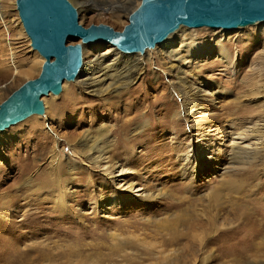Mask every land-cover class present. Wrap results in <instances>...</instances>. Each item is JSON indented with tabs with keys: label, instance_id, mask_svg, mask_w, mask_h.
<instances>
[{
	"label": "rangeland",
	"instance_id": "obj_1",
	"mask_svg": "<svg viewBox=\"0 0 264 264\" xmlns=\"http://www.w3.org/2000/svg\"><path fill=\"white\" fill-rule=\"evenodd\" d=\"M69 1L81 26L118 32L141 4L123 0V8L112 10ZM0 5L1 104L38 77L44 60L30 47L15 0ZM263 32L258 23L235 31L181 27L173 34L185 35L189 48L211 51L188 66L183 84L225 93L209 91L192 113L202 120L197 133L208 139L193 159L200 138L185 116L194 100L177 89L160 59L161 45L144 55L104 44L83 47L82 70L107 52L129 62L151 58L136 80L104 96L83 88L80 75L64 82L61 94L43 97V116L0 133V264H264V157L237 162L224 144L230 122L241 131L264 128ZM71 93L78 99L68 105ZM256 134L261 139L251 142H264V132ZM85 137L103 142L134 190L101 174ZM207 146L216 162L201 166ZM57 174L63 186L52 193L48 181ZM142 193L150 198H139ZM61 195L66 208L59 206Z\"/></svg>",
	"mask_w": 264,
	"mask_h": 264
},
{
	"label": "water",
	"instance_id": "obj_2",
	"mask_svg": "<svg viewBox=\"0 0 264 264\" xmlns=\"http://www.w3.org/2000/svg\"><path fill=\"white\" fill-rule=\"evenodd\" d=\"M15 7L30 47L44 62L37 78L0 104V133L44 115L43 97L58 96L64 82L76 80L82 46L104 44L122 54H143L180 26L235 30L264 22V0H141L120 32L103 24L81 26L69 0H15Z\"/></svg>",
	"mask_w": 264,
	"mask_h": 264
},
{
	"label": "bare ground",
	"instance_id": "obj_3",
	"mask_svg": "<svg viewBox=\"0 0 264 264\" xmlns=\"http://www.w3.org/2000/svg\"><path fill=\"white\" fill-rule=\"evenodd\" d=\"M84 1L83 5L90 6V3L92 2V6H97L99 3V7H104L108 6L109 9H117V8H123L127 2L123 0H82ZM1 8V5H0ZM4 10V9H2ZM0 9V12L2 11ZM103 12L105 11L104 8L101 9ZM101 11V12H102ZM3 12V11H2ZM2 15V13H1ZM114 16V13L111 14ZM1 17V16H0ZM3 17V16H2ZM2 22V21H1ZM258 23H264V22H257L253 25H256ZM252 26V25H248ZM246 26V27H248ZM181 27L177 28L174 30L172 33L168 34L167 37L157 45H161V49L159 50V54L161 55L165 64H167V71L169 74L172 76V79H175L177 83V89H179V92L186 98V97H191V100H194V104L192 107L186 112L187 116H185L186 120L193 119V125L191 129L195 130V139L200 138L197 142V148L194 146L192 148V155L191 159L196 158L197 155L199 154L198 150H201L198 145L204 144V142H208V139L206 138L205 135L198 134L197 131L199 130V124L202 121L201 118L196 117L192 118V113L197 111V107L200 102L208 95L210 92L212 93H218L220 95L225 94L222 92V90H217L216 87L215 89L212 88L211 90H207V86L204 84L200 87H189V83H184L185 76L188 74V66L190 64H193L195 60H198V57L200 58V53L204 51L205 56L209 55L211 51H205L206 49H201L200 47H195V48H189L190 44L187 43V37L185 35H173L177 30H179ZM187 28V27H186ZM205 28V27H203ZM245 28V27H244ZM189 29H201V28H189ZM240 29V28H239ZM213 30V29H212ZM216 30H223V29H216ZM238 30V29H235ZM235 30H223V31H235ZM262 33V32H261ZM183 34V33H182ZM264 34V32H263ZM173 35V36H172ZM223 38H219V41L221 42ZM71 42H78L76 44H81L80 40H70L68 43ZM74 45V44H72ZM155 45L153 48L150 49H145L144 53L141 55L146 54L147 51H151L152 49H155L157 47ZM86 46V45H85ZM85 46H82L85 47ZM112 47V46H111ZM187 48V49H185ZM206 48V47H205ZM211 48V47H210ZM182 52L180 54L183 55L182 58H177L178 55L176 54L177 52ZM263 50V49H262ZM263 52V51H262ZM135 54H140V53H135ZM82 55H83V49H82ZM126 55H133V54H126ZM229 54L227 52L223 53V58L230 60L228 57ZM197 57V59H196ZM263 57V56H262ZM147 61L145 62L144 60L142 61L141 59L139 61H124L114 54L112 52H107L106 54L103 55H97L93 56L92 59L89 62V69L87 70H82L84 63L82 61V67L78 73L77 78L80 75L81 80V85L83 88L87 89H92V91H97V93L101 96L107 95L112 93V90L117 91L119 88L125 86L126 84L136 80L138 76L140 75L139 71L141 70V65H146V63L150 62L151 56L149 55L147 57ZM183 61V63L180 64V62ZM12 63V62H11ZM14 66V64H12ZM76 78V79H77ZM77 81V80H76ZM174 83V82H173ZM181 85H183L181 87ZM175 87V86H174ZM191 89V90H190ZM217 90V92H215ZM210 91V92H209ZM61 92H62V87H61ZM61 94V93H60ZM51 96V95H50ZM254 96V95H252ZM78 99L76 94L71 93L69 94V98L67 99L68 105L71 104L73 101ZM186 101V100H185ZM190 101V100H189ZM186 104V103H185ZM69 111V108L65 110L64 114ZM45 112V111H44ZM191 116V117H190ZM235 122H230V127L233 132L228 133V135L224 139L225 142L224 144H228L230 147L233 148V151L235 153V159L237 162H241L240 160L244 159H249V158H260L264 157V142L261 144L258 143H253L251 140L253 139H258L260 140L261 138H257V132H264V128H260L259 124L254 125L253 127H248L246 129H235ZM237 126V125H236ZM262 126V125H261ZM256 127L258 128L256 130ZM235 129V130H234ZM147 131V130H146ZM263 139V137H262ZM256 141V140H255ZM264 141V140H262ZM102 141H92L90 138L85 137L83 140L82 144L87 148L86 152L91 155V160L95 162L97 168L100 170L101 174L105 176L106 178H109L110 180H114L119 182L120 184V189H123L125 191L129 190H134V184H131L127 182L125 176H127L128 172L125 169H122V165L119 163H115L113 158L111 157H106V147L104 144H102ZM261 145V146H259ZM203 146V145H202ZM201 146V147H202ZM208 147V146H207ZM205 150V149H204ZM203 150V151H204ZM212 149L211 147H208L207 150H205L203 157V163L201 166H205L208 164H213L216 161H209L212 159L211 153ZM252 160V159H250ZM261 160V159H260ZM91 161V162H92ZM186 161H189V158L186 159ZM58 162V161H57ZM55 163V161L53 162ZM70 163V162H69ZM58 167V166H57ZM72 170L69 171L70 174L73 173V170L75 169L73 166H70ZM117 172V173H116ZM116 173V174H115ZM131 174H135V172H132ZM57 177V178H56ZM55 179L49 180L48 182L51 185L52 193L57 192V188H61L62 185V178L57 174ZM66 181L68 180L67 177H65ZM143 189H138L136 192H141ZM50 193V192H49ZM138 196V195H137ZM139 198H145L149 199L150 195H144V193L139 195ZM58 200L61 201L59 203V206L62 208H66L65 204L63 203V195L58 197ZM205 259V258H204ZM211 259V255L206 257V263L209 262ZM139 262H136L137 264Z\"/></svg>",
	"mask_w": 264,
	"mask_h": 264
}]
</instances>
